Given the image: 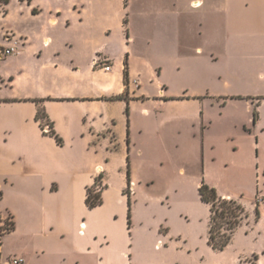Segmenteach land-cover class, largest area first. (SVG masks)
Returning <instances> with one entry per match:
<instances>
[{
    "label": "crops",
    "instance_id": "crops-1",
    "mask_svg": "<svg viewBox=\"0 0 264 264\" xmlns=\"http://www.w3.org/2000/svg\"><path fill=\"white\" fill-rule=\"evenodd\" d=\"M137 1L116 30L83 26L70 36L69 27L87 16L82 0H3L0 44L5 32L21 38L9 56L22 66L35 57L38 71L26 74L19 65L15 75L0 73V218L14 223L0 237V264L14 256L25 264H132L129 232L95 217L109 198L121 203L130 182L137 188L130 160L127 177L126 155H141L140 138L166 125L170 120L158 115L174 109L200 113L193 124L199 121L204 137L211 121L205 106L220 103L238 76L264 69V0ZM97 55L109 70L93 65ZM217 61L226 68H212ZM163 62L183 78L179 91L161 77ZM149 71L154 93L146 91ZM23 74L28 85L14 91ZM39 106L62 144L36 119ZM96 178L102 203L89 208L86 189ZM258 198L264 199L256 196V205Z\"/></svg>",
    "mask_w": 264,
    "mask_h": 264
},
{
    "label": "rangeland",
    "instance_id": "rangeland-1",
    "mask_svg": "<svg viewBox=\"0 0 264 264\" xmlns=\"http://www.w3.org/2000/svg\"><path fill=\"white\" fill-rule=\"evenodd\" d=\"M146 2L150 4V0ZM82 5L87 16L81 23L76 19L69 27L70 36L79 35L83 26L102 28L109 24L116 30L129 7L134 8L138 1L82 0ZM170 64L163 62L161 77L171 92L179 91L183 78L172 71ZM19 65L26 74L38 71L35 57L26 59L22 66L7 55L0 60V73L15 75ZM138 65L150 70L144 61L138 60ZM215 67L224 70L226 64L217 61L212 66ZM157 69L158 66L155 74ZM145 74L146 91L154 93L156 80L149 82L150 71ZM249 75L238 76L220 103L205 106V118L211 121L204 137L198 133L199 121L193 124L200 113H193L189 106L174 109L158 115L170 120L166 125L140 138V144L146 147L141 155H126L125 168L129 169L128 161H132L137 188L130 187L121 203L109 198L95 217L107 222L111 229L129 232L127 246L132 264H251L254 258L256 264H264V207L254 203L256 196L264 197V69ZM25 77L11 84L14 91L28 85ZM231 97L236 101L223 106ZM153 115L152 112V118ZM202 182L213 186L219 195L229 193L247 214L223 249L212 248L206 239L208 206L198 195ZM8 218H0V237Z\"/></svg>",
    "mask_w": 264,
    "mask_h": 264
},
{
    "label": "trees",
    "instance_id": "trees-1",
    "mask_svg": "<svg viewBox=\"0 0 264 264\" xmlns=\"http://www.w3.org/2000/svg\"><path fill=\"white\" fill-rule=\"evenodd\" d=\"M36 119L40 121L42 127L43 121L46 122L49 125V130L46 132L53 136L58 144H62V139L54 131L52 122L49 120L47 113L41 106L37 109ZM126 173L127 177H129L128 169ZM98 185L99 178H96L93 186L87 187L86 189L85 204L89 208H93L102 203V187L98 188ZM125 193L128 194V187L125 189ZM198 195L201 201L206 203L209 208V229L207 242L214 249H223L230 242L234 230L241 223L243 217L247 216L245 208L238 201L219 195L213 186L204 182H202L198 187ZM8 219L9 223H7V226L4 228L2 234L11 231L14 227L11 217ZM255 259L256 258L251 261V264H256Z\"/></svg>",
    "mask_w": 264,
    "mask_h": 264
},
{
    "label": "built area",
    "instance_id": "built-area-1",
    "mask_svg": "<svg viewBox=\"0 0 264 264\" xmlns=\"http://www.w3.org/2000/svg\"><path fill=\"white\" fill-rule=\"evenodd\" d=\"M5 12V3L3 0H0V14H3ZM3 40L6 42V44H0V57H4L7 55L14 54L19 51V47L21 44V38H17L15 34L12 32H5L2 35ZM93 65L95 67H102L105 70H109L111 68V65L108 63V61L101 55H97L93 60ZM43 129L45 131L49 130V125L43 121ZM98 188L102 187V184L99 182ZM132 188L131 186H128L129 188ZM257 205H262L264 207V199L258 198L257 199ZM5 264H25L22 257L14 256L9 261H7Z\"/></svg>",
    "mask_w": 264,
    "mask_h": 264
}]
</instances>
